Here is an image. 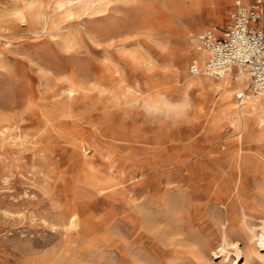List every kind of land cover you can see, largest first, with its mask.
<instances>
[{
	"label": "rangeland",
	"instance_id": "374dc122",
	"mask_svg": "<svg viewBox=\"0 0 264 264\" xmlns=\"http://www.w3.org/2000/svg\"><path fill=\"white\" fill-rule=\"evenodd\" d=\"M30 1L0 0V264H264V137L187 79L235 0Z\"/></svg>",
	"mask_w": 264,
	"mask_h": 264
},
{
	"label": "bare ground",
	"instance_id": "6f19581e",
	"mask_svg": "<svg viewBox=\"0 0 264 264\" xmlns=\"http://www.w3.org/2000/svg\"><path fill=\"white\" fill-rule=\"evenodd\" d=\"M72 0H66L65 2H71ZM76 1V0H75ZM83 1V0H82ZM87 1V0H86ZM90 1V0H89ZM92 1V0H91ZM100 1V0H99ZM243 2H246V0H241ZM63 2V1H62ZM77 2V1H76ZM79 2V1H78ZM196 4L202 5L203 0H194ZM224 1H212L210 4H213V8L215 9L216 12H220L221 8L219 7ZM248 2V1H247ZM37 3V2H36ZM91 3V2H90ZM97 3V2H96ZM35 4L33 0L29 2V6L32 7ZM61 4V3H60ZM78 5V3H76ZM83 3L79 2V5ZM64 5V4H63ZM67 4H65L66 6ZM73 5V4H72ZM70 6V5H69ZM29 7V8H30ZM28 8V7H27ZM28 8V10H29ZM35 8V7H34ZM20 10V9H18ZM22 10V9H21ZM31 10V9H30ZM66 10L70 11L71 7L66 8ZM16 11V10H15ZM38 12V11H37ZM19 15H21V12H18ZM38 14V13H37ZM15 15V14H14ZM34 16V15H33ZM199 27V26H198ZM194 33H191V40H192V46L195 47V55L192 58V63H194L198 67V72L195 73L197 74L196 77H187L188 81H197L201 83L203 80H213V78L209 76H214L219 79V82L222 86L225 87L226 91V98L227 100L231 103L230 107V113L231 116L233 115L236 117V122H237V127L235 128L236 134L238 137L233 141V144L237 146L238 151L242 149V144L244 143L243 137L245 136V129L247 131L251 132V134L256 135L258 137H264V93H259L255 94L249 90V81H250V74L247 68L245 67H236L235 69L233 67H228L225 71L220 72L219 74L213 73L207 68V60L209 58V52L205 48H203L200 45V42L198 40V34L196 37L193 35ZM190 67V66H189ZM183 70V69H181ZM186 72V71H185ZM232 72L235 73V75L232 76ZM188 73V72H186ZM193 74V73H192ZM185 84V83H184ZM189 84V83H188ZM193 84V83H192ZM195 85V84H194ZM184 86H187L186 84ZM188 87V86H187ZM191 87V85H190ZM240 96L238 98V102L232 101L233 95ZM180 107V106H179ZM239 123V124H238ZM246 127V128H245ZM234 130V131H235ZM234 134V133H233ZM248 135V134H246ZM235 136V135H234ZM248 139V138H247ZM246 140V139H245ZM246 144V143H245ZM212 146V145H211ZM234 147V146H233ZM235 148V147H234ZM236 148V149H237ZM204 149V148H203ZM244 149V147H243ZM209 150V149H208ZM236 152V151H235ZM240 152V151H239ZM244 154V152H243ZM262 155V154H261ZM262 157V156H260ZM263 158V157H262ZM239 159V158H238ZM260 159V158H259ZM236 161V169L235 173L239 176L237 178L236 184L237 186H241L242 184V165L239 161ZM261 160H259L260 162ZM262 162V161H261ZM258 166V164H257ZM263 167V165H261ZM252 170V168H250ZM255 169V168H254ZM261 170L260 168H258ZM257 170V169H256ZM254 172V171H253ZM252 173V172H251ZM249 173V174H251ZM256 173V172H255ZM262 173V172H261ZM233 175V174H232ZM235 175V174H234ZM233 175V176H234ZM258 175V174H257ZM226 176V175H225ZM225 176L223 179H225ZM260 176V174H259ZM232 177V176H231ZM170 178V177H169ZM227 178V177H226ZM230 178V177H229ZM235 178V177H234ZM215 180V179H214ZM227 180V179H226ZM228 181V180H227ZM219 182V181H218ZM263 182V181H262ZM217 183V182H216ZM228 183V182H226ZM232 183V181H231ZM235 183V182H234ZM224 184V183H223ZM229 185V183H228ZM261 185V184H259ZM209 186V185H208ZM222 186V185H221ZM225 186V185H224ZM234 186V185H233ZM263 186V185H262ZM230 187V186H229ZM236 187V186H235ZM258 188H260L258 186ZM206 189V188H205ZM208 189V188H207ZM241 189V188H240ZM263 191L261 195L264 196V187L262 188ZM176 190V189H175ZM235 190V189H234ZM233 190V191H234ZM261 190V189H260ZM259 190V191H260ZM232 191V192H233ZM195 193V192H194ZM211 193V192H210ZM235 193H237L235 191ZM177 194V193H176ZM234 194V193H232ZM259 194V193H258ZM181 195V194H180ZM259 196V195H258ZM262 197V196H261ZM215 200L217 201L216 203H221L224 206V212L221 211V214H224V218L228 217V215H233V195H231V192L227 190H223L221 192H217L214 195ZM238 198V197H237ZM236 198V199H237ZM241 198V197H240ZM239 198V199H240ZM259 198V197H258ZM173 200V199H172ZM240 202V201H239ZM238 202V203H239ZM246 204V202H245ZM215 205V204H214ZM221 205V206H222ZM243 205V204H242ZM217 205L216 207H218ZM219 206V207H221ZM154 207V206H153ZM244 207V206H242ZM236 208V207H234ZM241 208V207H240ZM147 209V208H146ZM220 209V208H219ZM246 209V208H245ZM218 210V209H217ZM164 211V210H163ZM207 211V210H206ZM241 211V210H240ZM220 212V211H219ZM244 212H246L244 210ZM147 213V212H146ZM239 213V212H238ZM222 214V215H223ZM245 215V214H244ZM241 216V215H240ZM221 217V216H220ZM223 218V217H222ZM243 218V216H242ZM74 219V218H73ZM72 219V220H73ZM71 220V221H72ZM263 220V219H262ZM233 222V217L230 219V223ZM73 223V222H72ZM146 223V222H145ZM263 223V225H262ZM260 223L261 227L259 231L256 233L254 232L253 229H249L251 231V238L252 239H257L258 242H260L264 246V220L263 222ZM251 228V227H250ZM178 229V228H177ZM222 237V236H221ZM226 237V236H225ZM225 246V245H224ZM97 252V251H96ZM61 254V253H60ZM137 257V256H136ZM148 261V260H147Z\"/></svg>",
	"mask_w": 264,
	"mask_h": 264
},
{
	"label": "built area",
	"instance_id": "2783aa9c",
	"mask_svg": "<svg viewBox=\"0 0 264 264\" xmlns=\"http://www.w3.org/2000/svg\"><path fill=\"white\" fill-rule=\"evenodd\" d=\"M198 40L209 52L210 71L219 74L228 67H245L250 74L248 88L255 94L264 93V0H235L223 30L206 29ZM190 71L197 73L198 67L192 63Z\"/></svg>",
	"mask_w": 264,
	"mask_h": 264
}]
</instances>
